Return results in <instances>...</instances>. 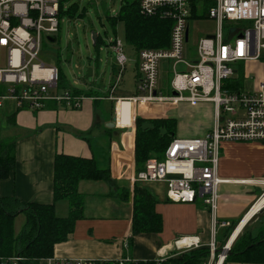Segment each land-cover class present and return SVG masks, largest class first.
Returning a JSON list of instances; mask_svg holds the SVG:
<instances>
[{
  "label": "built area",
  "instance_id": "obj_1",
  "mask_svg": "<svg viewBox=\"0 0 264 264\" xmlns=\"http://www.w3.org/2000/svg\"><path fill=\"white\" fill-rule=\"evenodd\" d=\"M60 1L0 0V109L8 101H12L17 109L30 112L45 109L49 102L68 110L82 108L85 97L74 94L71 89L58 93V68L38 60L43 41L49 42L47 38H56L59 32ZM206 4L209 7L204 17L215 22L216 32L196 41L195 57L185 56L189 21L201 18L202 15H197V12L203 10ZM138 7L144 17L172 23L170 43L166 49L137 51V95L127 98L110 95L108 100L113 102V124L124 132L131 130L134 144L135 119L153 120L137 115L143 106L212 107L209 130L194 137L175 135L163 157L148 159L143 170L132 175L131 183L162 184L168 202L194 204L199 201L206 207L213 221L212 241L207 248L210 257L215 260L219 188L227 183L218 177L221 144L264 143V81L251 77L246 71L247 64L264 61V0H138ZM224 23L228 26L226 37L223 34ZM110 49L119 70L116 86L128 60L117 38L110 42ZM162 63L168 64L171 74L169 85L175 96L164 97L159 92ZM236 64H244V72L235 68ZM179 65L182 66L180 71ZM111 89L113 92L114 87ZM119 102L132 105V129L118 125L116 107ZM135 104H138L137 112ZM262 185L264 187V182ZM256 205L258 208L252 216L264 208V193L248 213ZM185 240H190V243L179 247ZM231 245L226 242L221 248L227 252ZM199 246L197 238H181L175 242L177 249L192 250ZM224 254H217L215 264L221 256L225 259ZM164 259L161 257L157 261ZM23 263L24 259L19 255L0 257V264ZM65 264L137 262L122 258L115 261L79 260Z\"/></svg>",
  "mask_w": 264,
  "mask_h": 264
},
{
  "label": "crops",
  "instance_id": "obj_2",
  "mask_svg": "<svg viewBox=\"0 0 264 264\" xmlns=\"http://www.w3.org/2000/svg\"><path fill=\"white\" fill-rule=\"evenodd\" d=\"M262 68V62H254L247 64L246 71L258 72ZM240 69L244 72L245 65L240 64ZM256 79L264 81V73L257 74ZM103 98L99 94L84 98L80 110H68L49 102L45 109L30 112L17 109L12 101L0 109V140L15 142L14 170L9 178L0 180V198H14L23 204H52L53 161L56 154L97 158L102 164L109 165L111 177L115 180L112 184L93 181L78 184V192L84 196L85 218L76 222L74 231L65 242L55 245L51 259L40 260L37 264L115 261L122 258L135 262L158 260L172 252L179 253L181 249L175 247V242L181 238H197L199 247L207 248L212 241L213 231L212 217L207 208L199 201L194 204L168 202L162 184L136 185L150 197L147 216L151 213L157 217L151 221H157L158 226L147 227H156L158 231L132 235L135 186L131 183L135 173L133 135L131 130L124 132L106 126L112 121L113 102ZM159 106L162 107L144 106L142 111L139 108L137 115L152 119H175L176 133L181 137L200 136L211 127L210 105ZM116 114L119 127L132 129L130 103L119 102ZM185 114L187 118L181 119ZM193 115L200 118L191 124L195 120ZM114 153L120 156L113 157ZM121 156L128 162L126 173H122L118 163L114 162ZM218 177L227 182L219 188L215 243L220 249L233 232L239 235L244 231L255 237L264 229V208L252 216L258 208L256 205L248 213L264 193V143H222ZM55 210L59 217H65L68 204L59 201L55 204ZM221 264L255 263L226 261Z\"/></svg>",
  "mask_w": 264,
  "mask_h": 264
},
{
  "label": "trees",
  "instance_id": "obj_3",
  "mask_svg": "<svg viewBox=\"0 0 264 264\" xmlns=\"http://www.w3.org/2000/svg\"><path fill=\"white\" fill-rule=\"evenodd\" d=\"M63 1H60L58 7L59 29L64 18L74 20L76 17L84 16V11L79 13L78 4H72L65 9ZM106 19L112 28H115L118 22L124 24L125 40L137 51L166 49L169 46L172 23L142 16L139 13L138 0H122L118 15L107 16ZM102 42L100 35L96 34L95 47H99ZM71 91L85 98L97 94L96 92L83 94L76 89ZM107 98L108 95L104 96L103 100ZM112 111L113 105L111 115ZM144 122L150 123L152 128L143 131L141 126ZM176 128L177 122L174 119H135L136 173L143 170L145 162L151 156L158 159L163 157L168 144L176 135ZM14 148V141L0 140V180L9 178L14 170ZM82 181L112 184L115 180L111 177L109 165L102 164L97 158L84 159L56 154L53 161L52 204H23L14 198H0V257L19 255L24 259L23 264H37L40 260L51 259L55 245L65 242L74 231L76 222L85 218L84 196L78 192V184ZM136 185L133 189L132 235L158 231L156 227H147L158 226L157 221H151L157 217L151 213L147 216L149 211L147 201L150 197ZM59 201L68 204V214L65 217L56 214L55 204ZM19 215L24 216L25 222L20 232L15 234L14 223ZM201 248L192 249L190 252H172L161 262L148 260L139 261L137 264H207L210 260L209 250ZM216 256L217 254L215 259ZM226 261L264 264V229L255 237L241 232L232 243L230 255L225 257L223 263Z\"/></svg>",
  "mask_w": 264,
  "mask_h": 264
},
{
  "label": "rangeland",
  "instance_id": "obj_4",
  "mask_svg": "<svg viewBox=\"0 0 264 264\" xmlns=\"http://www.w3.org/2000/svg\"><path fill=\"white\" fill-rule=\"evenodd\" d=\"M63 4L65 9L72 4H78L79 13L84 11V16L76 17L74 20L64 18L60 24L55 43H49L46 40L43 41L42 51L38 56V60L47 66H55L58 68L60 73V86L57 92L61 93L64 90L76 89L83 94H88L92 91L102 96H107L108 93L113 97L136 96L138 52L133 46L126 42L124 24L118 22L117 26L112 28L106 19L107 16L116 17L118 15L121 9L122 0H64ZM208 7L209 4H206L203 10L197 12V15H202L201 18L189 21V35L188 41L185 44V56L190 55L195 57L196 41L206 35H212L216 32L215 22L204 17L205 11ZM227 31L228 26L224 23V37H226ZM92 32L100 35L101 40L103 41L99 47H95L92 44ZM116 38L121 42L123 52L128 61L120 75V81L115 86L119 70L114 64L115 56L110 49V42ZM262 63L264 64V61ZM234 67L240 68V64H236ZM89 68L92 69V76L86 80L85 75ZM161 68V85L158 88L159 92L164 97L171 96L169 85L171 74L168 71V64L162 63ZM180 69H182V66L179 65L178 70L180 71ZM263 73L264 69L262 68L258 72L252 71L249 75L256 79L257 74L259 75ZM112 87H114L113 92L111 89ZM157 106L162 107L159 105ZM137 107L138 104H135L136 112ZM142 108H144V106L140 108L141 111ZM186 111L189 110L186 109ZM184 117L187 118V114L181 119ZM193 117H195V120L191 124H194L200 118L198 115H193ZM176 135L178 134L176 133ZM117 156L120 155L113 154V157ZM155 157L156 156H151L149 159ZM114 162L118 163L119 169L122 173L128 171V162L123 156L118 160H114ZM24 220V216L22 215L16 218L14 223L15 234L20 232L25 222ZM190 251L192 250H180V252ZM217 261L218 259L214 260L210 257L208 264H215Z\"/></svg>",
  "mask_w": 264,
  "mask_h": 264
},
{
  "label": "water",
  "instance_id": "obj_5",
  "mask_svg": "<svg viewBox=\"0 0 264 264\" xmlns=\"http://www.w3.org/2000/svg\"><path fill=\"white\" fill-rule=\"evenodd\" d=\"M207 37H212V36H207ZM47 40H48L50 43H55V41H56L55 37H48ZM185 40L187 41V33H186V38H185ZM91 41H92L93 46H95V44H96V33H95V32H92V33H91ZM194 63H195V62H194ZM91 76H92V69L89 68V69H87V71H86L85 79L87 80V79H89ZM171 94H172L173 96L176 95L175 92H172ZM106 126H107L108 128H114L113 120H112L110 123H108ZM151 128H152V125H151L150 123H148V122H144V123L142 124V126H141V129H142L143 131H146V130L151 129ZM230 239H231V238H229L227 242L230 243ZM231 244H232V243H231ZM231 244H229V245H231ZM223 253H225V254H224V257H227V256L230 255V250H228L227 252H225V250H224L223 248H220V249H218V250L216 251V254H219V255H221V254H223Z\"/></svg>",
  "mask_w": 264,
  "mask_h": 264
},
{
  "label": "bare ground",
  "instance_id": "obj_6",
  "mask_svg": "<svg viewBox=\"0 0 264 264\" xmlns=\"http://www.w3.org/2000/svg\"><path fill=\"white\" fill-rule=\"evenodd\" d=\"M235 229H236V228H235ZM234 231H235V230H234ZM237 236H238V234H236V233L233 232L229 244H231L232 242H234V240L236 239ZM189 243H190V240H185L183 243H180V244H179V247H180L181 245H186V244H189ZM222 260H223V257L221 256V257H220V261L218 262V264H221V261H222Z\"/></svg>",
  "mask_w": 264,
  "mask_h": 264
}]
</instances>
